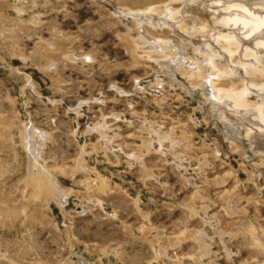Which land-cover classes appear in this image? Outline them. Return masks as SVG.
Returning a JSON list of instances; mask_svg holds the SVG:
<instances>
[{
	"label": "rangeland",
	"instance_id": "obj_1",
	"mask_svg": "<svg viewBox=\"0 0 264 264\" xmlns=\"http://www.w3.org/2000/svg\"><path fill=\"white\" fill-rule=\"evenodd\" d=\"M166 5L179 13L172 27L144 12ZM224 5L0 0V264H199L195 232L207 246L202 264H264L255 229L264 231V149L251 141L254 123L207 100L185 59L206 74L225 68L218 84L248 85L246 101L264 102V92H255L264 84V47L243 59L228 55L221 38L264 41V31L219 27ZM139 20L169 42L175 58L148 57ZM203 57L211 59L206 66ZM102 118L108 146L88 132ZM150 123L176 146L166 141L160 154L151 135L143 149ZM26 126L46 137L39 162L67 195L63 206L25 185ZM80 149L90 173L71 175ZM139 151L140 162L131 158ZM92 181L103 182V192Z\"/></svg>",
	"mask_w": 264,
	"mask_h": 264
},
{
	"label": "bare ground",
	"instance_id": "obj_2",
	"mask_svg": "<svg viewBox=\"0 0 264 264\" xmlns=\"http://www.w3.org/2000/svg\"><path fill=\"white\" fill-rule=\"evenodd\" d=\"M194 1L196 0H185V3L188 4ZM221 1L225 5L223 6V9L218 11L219 15L217 16L216 22L219 27L227 28L228 30H230V33H234L235 31H237V29H247V33L249 34L264 31V0ZM169 8V5H166L158 9L152 8L149 10H145L144 12L148 14H157L159 16H164L163 19H161L160 23L162 25H169L172 27L176 24V22H179L180 18L178 17V12L171 11L169 10ZM231 10H241L243 11L242 14H244V16L235 15L231 17L229 15ZM164 12H166L165 15L163 14ZM171 21H173L174 24H171ZM143 23L149 24L148 22H142L139 20L137 25H139V29L141 31V39L145 43H148L150 45L148 57L154 55L156 58H175V54H173L172 49L169 46V42H166V40H163L159 37L153 36L149 31H147ZM155 26L158 25L156 24ZM200 32L203 34H207L208 29L203 26L200 29ZM234 37L235 36L233 35L221 36V38L225 42H227L223 46V50L228 55H232L234 53H241L243 59L251 57L255 58V51L259 48L264 47L263 40L251 42L248 39L249 37H247L246 40L240 37V42H237L233 41L235 40ZM185 59L188 64V67L192 68L193 66H196V70L192 71L188 78L196 79L198 81V85L203 82L205 83L203 87L207 100L211 101L212 103H217L222 107L224 106L227 109H231L235 116L238 117V119H242L244 121L250 120L251 122H253L254 131L252 132V134L249 133L250 136L252 135L251 141L253 142L255 148L264 149V102H260L257 105H252L246 101L245 97L247 93L252 91V88L245 84L242 85L240 88H235L232 85L226 88V85L224 83L218 84V79H220L223 75L228 76L230 73L226 72L225 68L222 70H217L215 67L211 66L209 67L208 74H206L204 69L202 68V64L197 63L196 65H193V63L188 59V57H185ZM203 59L205 60V66L207 65V63L211 62V59L209 57H203ZM177 61L178 63L180 62L179 59ZM177 61L175 63H177ZM239 64H242L241 67L245 68H249L250 66V64L245 62ZM215 70L217 71L214 72ZM254 73L255 72L253 71L250 72L251 75ZM262 73L263 72H261L259 76L261 77V79L264 78V75H262ZM184 74H187V71H185ZM260 91L264 92V84L260 86L259 89L255 92L258 93ZM118 93L122 94L121 91H118ZM85 104L87 105V103L79 104L77 109H79L81 105ZM104 120L105 118H102L101 122L94 124L95 126L90 127V129L88 127V132L89 134H98L101 138V141H103L104 145L108 146L111 142L110 140L112 136L111 138L108 137L106 133L107 126ZM144 132L148 135L147 139H142V148L146 151L151 148L153 143V138L151 137V135H155V137L157 136V144L160 147V154L164 153L161 149L163 148V143H165L166 141L169 142V144L171 145V149L176 146L174 137L169 135H163L160 138V132L156 128H154L152 123L145 125ZM45 141L46 137L43 136L42 131H36L33 126H26L24 128V148L27 152L29 168V173L25 181V185L33 189L35 196H41L42 193H45L46 195H49L50 197L54 198V200L60 206H63L65 204L67 195L65 194L64 190L57 184L54 175L52 174V171H50L44 166H41L39 162V159H42V147L45 146ZM80 150L81 155L76 162L75 168L69 169V173L71 175L75 174L76 172H87L88 174L90 173L84 165V151L83 149ZM131 158L135 161L140 162L143 158V154L141 153V151H139L138 153H134ZM32 169H35L36 171L31 172ZM89 186L92 190L99 192H103V190L105 189V185L103 182L92 181ZM92 202H96L98 204L100 203V201L97 199H94ZM187 209L195 215L193 207L187 206ZM255 229L258 231V234H256V239L258 240V243H260L261 246L264 248V231H262L257 225L255 226ZM193 239L198 243L201 248V250L199 251V256L196 258V262L202 264L201 259L203 257V254L206 252L207 246L201 239V233L195 232ZM163 254L165 255V252H163ZM78 262L79 264H85L84 260L79 258Z\"/></svg>",
	"mask_w": 264,
	"mask_h": 264
}]
</instances>
